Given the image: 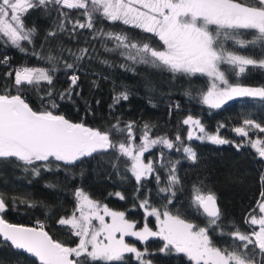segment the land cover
<instances>
[{
    "label": "snow or ice",
    "instance_id": "6c2138e0",
    "mask_svg": "<svg viewBox=\"0 0 264 264\" xmlns=\"http://www.w3.org/2000/svg\"><path fill=\"white\" fill-rule=\"evenodd\" d=\"M51 7H55L60 16L57 31L61 33L68 30V24L71 25L72 32L78 28L90 29L97 36L114 40L115 48L106 50L123 49L121 55L127 61L165 68L172 73L207 75L212 83L203 94L202 102L211 108L219 109L234 98H249L264 104V86H233L229 84L220 67L222 64L226 65L228 71L237 78L246 77L250 68L264 70V0H252V3L249 0H0V41L10 43L20 51H27L22 42L32 44L37 29L34 26L26 27L24 15L30 9L40 8L47 12ZM66 9L80 10L85 18L84 22L81 23L79 19L74 22L70 20ZM97 14L106 20L119 21L153 34L162 42L161 49L153 48L146 42L132 41L125 34L97 30L94 27V17ZM242 30H254L255 35L251 40L242 39ZM57 31H49L47 36L55 37ZM227 40H231L240 49L259 48L261 58L255 59L227 51L224 48V41ZM88 51L87 48L80 49L78 55L73 54L74 63L64 62L65 73L72 70V75L67 77L69 88L62 92L54 88L57 71L55 56L49 55L45 58L33 51V56L47 59L53 66H21L5 73L14 82L11 87L6 85L0 90V160L15 158L23 162L26 171L31 166L32 174L38 176L41 170H59L61 164L65 167L74 166L84 157L112 150L118 154L117 158H127L129 167L126 170L134 176L138 192L141 182L148 177H153L160 184V174L156 171V166L151 160L146 163L144 155L156 145H163L167 149H173L176 143L183 145L184 141L179 134L174 140L167 137L151 138V127L144 124L141 142L137 145L133 143L136 139L134 121H128L121 126V121L117 120L108 130L101 131L82 122L74 123L63 114H58L60 103L57 101L71 100L74 90L79 87L80 77L76 75L78 62L88 55ZM8 63V57L0 61V64ZM42 85L46 87L42 88ZM25 88L35 89L38 94L43 91L44 94L39 96V108L34 109L27 102L23 94ZM75 95L79 96V92L75 91ZM121 100H128L126 91L113 97L114 105ZM181 123L189 126L186 137L188 141L195 138L219 145L230 143L218 134V130L216 134H208L201 121L192 115H188ZM248 129L264 133V126L251 119H245L243 126L235 128L234 131L241 137H248ZM113 136L125 137L127 142H114ZM247 142L259 157L264 158V139L257 138ZM236 147L239 149L243 144H237ZM176 150H182L192 162L198 158L197 152L190 146ZM157 163L161 169L167 167V186L159 188L158 191L167 193L168 196L164 198L171 204L176 196L174 189L181 184L176 172V164L179 162L165 163L161 153ZM261 184L264 186V176H261ZM115 195L124 199L121 193ZM74 196L77 198V208L70 217H61L57 222L61 226H69L78 238L79 242L74 247L54 240L39 222L36 227L8 223L2 214L6 212L9 204L2 193L0 241L38 258L41 264L125 261L126 253L134 254L139 264H152L150 259H145L147 255H152L147 246L141 251L126 243L125 236L136 237L142 242L159 237L164 242L159 249L160 253H184L193 264H264V191L260 193L261 199L253 210L256 212L258 209V213H249L245 219L246 225H258V230L253 229L248 233L241 232L234 223L231 225L235 228L234 231L223 230L217 197L211 191L202 190V186L193 185L190 205L205 217L207 227H199L167 210L153 207L146 196L139 202V207L144 210L146 217L156 218L158 228L153 231L145 222L142 228L136 230V223L126 219L124 212L112 211L107 205L101 206L82 189L77 190ZM9 199L14 202L16 198ZM20 202L29 207L36 206L27 200ZM106 216L110 217L111 222L105 220ZM94 220L99 222L98 226L94 225ZM210 229L213 233L219 231L220 236L229 238L232 241V250L215 246L209 236Z\"/></svg>",
    "mask_w": 264,
    "mask_h": 264
},
{
    "label": "trees",
    "instance_id": "16d2710c",
    "mask_svg": "<svg viewBox=\"0 0 264 264\" xmlns=\"http://www.w3.org/2000/svg\"><path fill=\"white\" fill-rule=\"evenodd\" d=\"M65 11L73 22L77 19L84 22L85 18L80 10ZM23 19L26 27L34 26L37 33L32 44L22 42L27 51H20L10 43L0 41V61L4 56L9 59L8 64H0V90L6 85H13V78L5 76L9 70L14 71L18 66H53L47 59L33 56L32 52L35 51L41 57L52 55L57 58L54 88L62 92L69 88L67 77L72 75V70L65 73L64 62L74 63L73 54L78 55L80 49L87 48L88 55L78 62L76 71V75L80 77L79 87L74 90L71 100L57 101L60 103L58 113L101 131L108 130L117 120L121 121V126L128 121H134L135 144L141 142L144 124L151 127V138L167 137L174 140L179 134L184 144L176 143L173 149L156 145L145 153V162H153L161 182L157 184L153 177H148L141 182L139 192L134 176L126 170L129 167L127 158H117L118 154L112 150L84 157L74 166L65 167L61 164L59 170H41L38 176L32 174L31 166L26 171L23 162L15 158L0 160V193L5 195L9 204L6 212L2 214L5 219L33 225L39 222L54 239L73 247L79 242L78 238L69 226H61L57 222L61 217L72 215L77 208L74 193L82 189L101 206L107 205L112 211L124 212L126 219L136 223V230L142 228L145 222L153 231L158 228L156 218L146 217L144 210L139 207V202L146 196L153 207L167 210L199 227H207L205 217L190 205L193 185H196L202 186L204 191L215 193L222 213L221 227L225 232L235 230L232 223L243 233L252 231L255 226L246 225L245 219L249 213H258V209L256 212L253 210L261 198L260 193L264 191L261 184L264 160L258 157L256 150L247 141L264 139V133L248 129V137H241L234 129L242 127L245 119L254 120L264 126V104L249 98H234L219 109L211 108L202 102L203 94L210 87L207 75L172 73L165 68L127 61L121 55L123 49L106 50L115 48L114 40L97 36L90 29L78 28L72 32L71 25L68 24V30L61 33L57 31L60 16L55 7L47 12L40 8L30 9ZM94 27L104 32L125 34L132 41L149 43L158 50L162 47V42L153 34L119 21L106 20L99 14L94 17ZM49 31H57V35L48 37ZM254 35V30H242L240 33V37L245 40H251ZM224 48L255 59H260L262 55L259 48L240 49L231 40L224 41ZM220 67L229 84L233 86H264V70L250 68L246 77L237 78L228 71L226 65L222 64ZM75 91L79 92V96L75 95ZM125 91L128 100H121L114 105L113 97ZM23 94L30 106L34 109L40 107L39 96L44 94L43 91L38 94L35 89L25 88ZM188 115L199 119L208 134H216L218 130V134L230 143L219 145L195 138L188 141L186 137L189 126L181 123ZM220 125L224 127H219ZM113 141L127 142L122 136H113ZM237 144H243V147L238 149ZM183 146H190L197 152L198 158L195 162L188 160L182 150H176ZM161 153L165 163L179 162L176 164V172L181 184L175 187L176 196L171 204L164 198L168 194L158 191L159 188L167 186V167L161 169L157 163ZM53 168L55 169V165ZM115 193H121L124 199ZM12 197L16 198L14 202L9 199ZM21 200L30 201L36 206L29 207L21 203ZM105 220L111 222L110 217L106 216ZM209 236L215 246L232 250V241L226 236H220L219 231L213 233L210 229ZM124 239L141 251L147 246L152 255H147L145 259H150L152 264H193L184 253H160L159 249L164 242L159 237L150 238L147 242L139 241L133 236H125ZM0 264L39 263L33 257L0 241ZM91 264H139V261L134 254L126 253L125 261H92Z\"/></svg>",
    "mask_w": 264,
    "mask_h": 264
},
{
    "label": "water",
    "instance_id": "95a60500",
    "mask_svg": "<svg viewBox=\"0 0 264 264\" xmlns=\"http://www.w3.org/2000/svg\"><path fill=\"white\" fill-rule=\"evenodd\" d=\"M58 114H61V113H58ZM65 118L66 119H68L66 116H65ZM70 120V119H69ZM72 121V120H71ZM72 122H74V123H81V122H78V121H72ZM86 125V124H85ZM86 126H88V125H86ZM88 127H90V126H88ZM93 128V127H92ZM95 154V153H94ZM259 157V156H258ZM260 159H262V160H264V158H261V157H259ZM4 218V217H3ZM5 219V218H4ZM5 220H7V219H5ZM8 221V223H11V224H16V225H23V226H25V227H36L37 225H33V224H23V223H16V222H11V221H9V220H7ZM44 230L45 231H47L45 228H44ZM48 232V231H47ZM48 234L50 235V233L48 232ZM51 236V235H50ZM53 238V237H52ZM54 239V238H53ZM54 240H57V239H54ZM58 241V240H57ZM60 242V241H59ZM66 245V244H65ZM66 246H68V245H66ZM13 248V247H12ZM20 251H22L23 253H25L23 250H20ZM26 255H28V256H30V254H27V253H25ZM31 257H33L39 264H41V262L39 261V259L38 258H36V257H34V256H31Z\"/></svg>",
    "mask_w": 264,
    "mask_h": 264
},
{
    "label": "rangeland",
    "instance_id": "374dc122",
    "mask_svg": "<svg viewBox=\"0 0 264 264\" xmlns=\"http://www.w3.org/2000/svg\"><path fill=\"white\" fill-rule=\"evenodd\" d=\"M212 27L214 28L215 26H212ZM207 77H208V76H207ZM209 79H210V87H211V83H212V81H211V78H210V77H209ZM220 86L223 87V85H220ZM210 87H209V88H210ZM138 144H139V143H138ZM138 144H137V145H138ZM260 199H261V198H260ZM70 216H71V215H70ZM70 216H69V217H70ZM67 218H68V217H67ZM93 223H94V225H97V226H98V223H99V222L94 220ZM258 227H259V226L257 225V226H255L254 228H252V230H253V229L258 230ZM101 239H102V238H101ZM73 247H74V246H73Z\"/></svg>",
    "mask_w": 264,
    "mask_h": 264
},
{
    "label": "built area",
    "instance_id": "2783aa9c",
    "mask_svg": "<svg viewBox=\"0 0 264 264\" xmlns=\"http://www.w3.org/2000/svg\"><path fill=\"white\" fill-rule=\"evenodd\" d=\"M5 57V56H4ZM4 57H3V59H4ZM20 66H18L17 68H19Z\"/></svg>",
    "mask_w": 264,
    "mask_h": 264
}]
</instances>
